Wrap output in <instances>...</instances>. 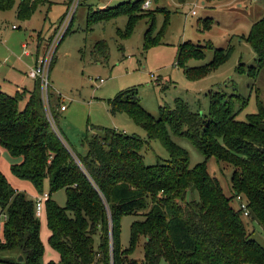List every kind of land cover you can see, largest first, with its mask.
<instances>
[{
    "label": "trees",
    "instance_id": "trees-1",
    "mask_svg": "<svg viewBox=\"0 0 264 264\" xmlns=\"http://www.w3.org/2000/svg\"><path fill=\"white\" fill-rule=\"evenodd\" d=\"M48 1L20 0L18 18H31ZM144 2L125 0L103 9L90 8L87 26L127 14L124 36H128L143 13ZM15 3L16 0H0V10H10ZM165 13L159 35L169 24L170 12ZM154 22L155 17L145 33L146 47L155 41ZM213 22L212 18L204 19L200 30L210 29ZM71 26L72 22L56 49L71 32ZM247 40L258 59V66L252 67L257 71L264 66V15L253 23ZM209 47V43L191 41L181 46L177 64L189 79H200L232 53L231 47H214L210 63L187 65L191 58L203 57ZM108 52V43L100 40L92 54L97 62H102L108 59ZM55 60L56 50L50 70ZM41 91V81L35 80L30 100L21 108L23 94H9L0 84V145L13 157H21L20 162L12 164L18 177L31 181L41 193L48 182L50 194L44 210L46 207L49 242L60 254V264H137L128 259V254L142 236L146 264H157L162 259L168 264H264V247L247 231L241 210L231 204L236 195L243 194L250 217L264 230L262 105L257 113L241 120L234 109V95L211 91L208 116L192 111L187 102L178 98L174 108L161 106L160 116L155 117L141 105L136 88L121 91L109 101L110 111L127 113L146 130L149 139H159L170 153L169 161L147 165L141 154L144 141L139 135L100 126L89 129L98 131L87 134V155L74 156L58 132L55 108L46 107ZM169 127L176 134L189 137L207 159L215 157L234 167L232 196L224 193L204 163L191 166L188 153L173 141ZM60 190L67 196L65 206L51 199V194ZM0 206L5 215L0 264H57L44 262L35 200L16 189L1 169ZM134 213L141 214L142 219L132 223L131 246L123 250L121 217ZM97 234L100 243L96 248Z\"/></svg>",
    "mask_w": 264,
    "mask_h": 264
},
{
    "label": "rangeland",
    "instance_id": "rangeland-1",
    "mask_svg": "<svg viewBox=\"0 0 264 264\" xmlns=\"http://www.w3.org/2000/svg\"><path fill=\"white\" fill-rule=\"evenodd\" d=\"M122 1L125 0H49L40 5L27 20L17 16L20 0H16L10 10H0V84L3 91L9 94H23L21 108L30 100V91L27 89L34 86V80L26 72L41 63L51 46L58 43L72 22L71 32L56 49V60L49 71V99L50 105L56 110L61 135L73 155H87V134L98 131L89 129L91 126H100L128 135H139L144 141L141 154L147 165L170 160V153L159 139H149L146 130L137 125L127 113L113 114L110 111L109 101L121 91L131 88H136L141 105L155 117L160 116L161 106L174 108L178 98L187 102L192 111L208 116L211 91L234 95V109L241 120H247L249 114L257 113L261 105L264 107V66L257 71L252 69L258 66V59L247 40L253 23L264 15V0H150L148 8L143 3V13L128 36H124L129 21L127 14L96 22L88 28L90 8L103 9L116 6ZM167 10L170 12L169 24L164 33L159 35ZM194 10L197 11L196 15L192 14ZM154 17L155 41L146 47L145 33ZM206 18H212L214 22L210 29L200 30V23ZM100 40L108 43L109 52L108 59L97 62L92 52ZM188 41L201 45L211 44V47L204 50L203 57L191 58L187 62L188 66L210 63L214 57V47H231L232 53L226 61L209 70L200 79L191 80L186 76L184 68L177 64L181 46ZM24 43L28 46V54H25ZM101 79L104 82L101 83ZM41 89L43 96L42 85ZM169 134L188 153L191 166L204 163L208 172L218 179L224 193L232 196L231 177L234 167L231 164L219 162L215 157L207 159L189 137L176 134L171 127ZM20 161L21 157H13L0 145V169L16 189L33 200L43 193L50 194L48 182L41 193L31 181L13 172L12 164ZM51 199L60 206H65L67 202L64 190L51 194ZM231 204L239 209L236 196ZM241 217L247 231L264 247V230L261 225L243 213ZM39 219L41 240L45 248L44 262L60 264V254L49 242L46 207ZM137 219H142V215L134 213L121 217L123 250L131 246V226ZM4 220L5 215L0 206V238ZM144 241L145 237H140L134 251L128 254L130 261L146 264L143 260ZM99 243L100 235L97 234L96 248ZM157 264L168 262L162 259Z\"/></svg>",
    "mask_w": 264,
    "mask_h": 264
},
{
    "label": "built area",
    "instance_id": "built-area-1",
    "mask_svg": "<svg viewBox=\"0 0 264 264\" xmlns=\"http://www.w3.org/2000/svg\"><path fill=\"white\" fill-rule=\"evenodd\" d=\"M144 5H145L146 8L150 7L151 1L150 0H145V4ZM192 14H194V15L197 14V11L196 10L192 11ZM61 37H60V39H61ZM58 42H59V40H58ZM56 44L58 45V43L55 42L51 46V48L48 51L47 56L45 54V56L42 58V60L40 59L41 60V63L38 64L35 69H31V70H29L27 72V76L29 78H32L33 80H40L41 81L42 88L44 89L43 90V96H42V98H43L44 103H45V105H46L47 108L50 107V99H49V85H50V81H49V70H50L51 63L49 65V60L51 59V55H54L53 52H55V50H56V48H55V46L57 47ZM24 49H25L24 50L25 53H27L28 52V48H27L26 45L24 46ZM52 59H53V56H52ZM40 60H38V61H40ZM100 81H101V83L104 82L103 79H101ZM51 122L55 126V122H54L53 119L51 120ZM58 132H59L60 136L62 137L60 131H58ZM62 139L64 140L63 137H62ZM68 147H69V145H68ZM48 196H49L48 193H43V194L38 195L37 197L34 198V200H35V207H36V215L38 217H40V216L43 215V212H44V203H45V200L48 198ZM236 198L239 201V209L241 210V212L244 215H246V216H250V209H249V206H248V203L246 201L245 196L243 194H238V195H236Z\"/></svg>",
    "mask_w": 264,
    "mask_h": 264
},
{
    "label": "crops",
    "instance_id": "crops-1",
    "mask_svg": "<svg viewBox=\"0 0 264 264\" xmlns=\"http://www.w3.org/2000/svg\"><path fill=\"white\" fill-rule=\"evenodd\" d=\"M196 15V14H195ZM26 45V43H24L23 44V48H24V46ZM27 46V45H26ZM28 47V46H27ZM25 50V49H24ZM29 53V50H28V52L27 53H25V54H28ZM26 75H27V72H26ZM35 88V80H34V86H33V88L32 89H27V87H25V89H27V90H29V91H32L33 89ZM21 89V88H20Z\"/></svg>",
    "mask_w": 264,
    "mask_h": 264
},
{
    "label": "water",
    "instance_id": "water-1",
    "mask_svg": "<svg viewBox=\"0 0 264 264\" xmlns=\"http://www.w3.org/2000/svg\"><path fill=\"white\" fill-rule=\"evenodd\" d=\"M22 259H23V256H22V255H20V256H19V260H22Z\"/></svg>",
    "mask_w": 264,
    "mask_h": 264
},
{
    "label": "bare ground",
    "instance_id": "bare-ground-1",
    "mask_svg": "<svg viewBox=\"0 0 264 264\" xmlns=\"http://www.w3.org/2000/svg\"><path fill=\"white\" fill-rule=\"evenodd\" d=\"M75 155V154H74Z\"/></svg>",
    "mask_w": 264,
    "mask_h": 264
}]
</instances>
